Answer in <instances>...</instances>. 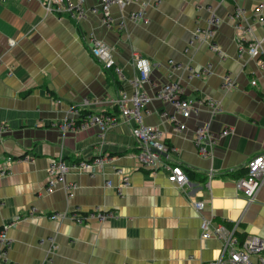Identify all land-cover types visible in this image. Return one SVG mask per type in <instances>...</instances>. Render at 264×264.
Instances as JSON below:
<instances>
[{"label":"crops","instance_id":"0c3cea01","mask_svg":"<svg viewBox=\"0 0 264 264\" xmlns=\"http://www.w3.org/2000/svg\"><path fill=\"white\" fill-rule=\"evenodd\" d=\"M96 6V0H84L85 15L77 19L46 13L40 0H0V123L7 128L0 135V163L6 156L16 159L0 178V231L9 240L4 249L0 245V262L207 264L217 258L220 242L201 237L202 217L213 225L239 220L243 233L264 237V187L248 203L234 186L247 161L264 153V73L255 58L240 54L244 34L234 15L244 12L243 24L264 51V22L255 16L264 18V0H138L112 7L109 25L99 11L90 13ZM141 9L145 24L129 18ZM212 17L217 50L198 41ZM92 37L120 67L117 81L91 56ZM132 51L150 67L141 90L153 96L159 86L178 81L183 98L195 104L188 118L176 115L185 125L181 132L160 116L175 114L169 103L154 100L144 119L169 147L164 161L191 172L182 188L169 183L166 171L139 167L136 142L123 122L104 133L95 125L61 129L76 122L72 108L84 100L90 105L83 110L91 114L117 113L113 102L121 92L132 93L138 76ZM226 77L234 85L230 90L223 87ZM203 124L216 137L211 157L200 156L194 144ZM224 130L228 134L218 138ZM99 154L110 159L100 172L70 171L47 188V169L58 155L71 165ZM195 201L205 203L200 212ZM94 209L112 216L83 224L71 218Z\"/></svg>","mask_w":264,"mask_h":264},{"label":"built area","instance_id":"2783aa9c","mask_svg":"<svg viewBox=\"0 0 264 264\" xmlns=\"http://www.w3.org/2000/svg\"><path fill=\"white\" fill-rule=\"evenodd\" d=\"M44 8V11L48 14H54L62 17L65 15L75 14L77 19H80L85 15L84 0H40ZM96 9L90 10V13L100 12L102 15L103 23L109 25L111 8L116 6L123 8L129 4H136L138 0H96ZM243 11L240 9L235 10L234 17L239 20L236 24V30L239 33L245 35L242 42L240 36L238 40V50L240 54H246L250 58H255L258 70L264 73V51L261 47V41L255 38L252 29L249 25L243 24ZM255 16L258 21L263 23L264 18L260 17L259 13ZM129 18L133 21H142L147 23L143 10H137L130 13ZM217 20L212 17L209 21L210 27L200 35L202 38H198L200 42L208 43L214 50H217L215 45L211 42L212 29L211 24H215ZM14 42H10L12 46ZM89 52L91 56L99 62L102 67L107 71H112L116 76H121V69L116 64L115 59L112 57L110 50L100 40L92 37L89 40ZM131 61L138 73L136 78H133L132 84L134 90L132 93L127 94L121 92L119 97L113 102L117 113H99L92 114L81 127L95 125L99 128L100 132L104 133L108 129L117 126L121 122L127 124L130 127L131 136L136 142L137 151L134 155L139 167L151 174H156L159 171H166L167 180L169 183L182 188L189 183L187 176L185 175L182 167L178 164L167 163L164 161V156L168 154L169 147L162 138L161 133L154 127L145 123V116L148 112V106L155 100L161 103H169L174 109L173 115L162 113L160 116L166 119L168 122L175 125L176 130L181 132L185 129V125L180 123L176 119V115L183 118H188L195 112V104L193 101L183 98V88L178 81H170L156 89L153 96L147 95L141 86L149 80L150 67L148 61L143 59L142 56L136 51L131 52ZM251 86L256 85V81L250 82ZM233 82L229 77L224 80V89L230 90L233 88ZM208 103H212L208 100ZM90 103L84 100L79 108H72L73 113L79 116V111L87 108ZM210 112L214 115L216 108L214 105L210 108ZM77 127L72 121H67L61 129L67 130ZM7 128L0 123V135L5 133ZM228 131H222L219 133L218 138L225 137ZM216 137L210 132L208 124L198 126L194 132V144L200 156L211 157L215 147ZM27 159V157H25ZM13 159L12 156H6L0 163V178L4 177L9 170V167ZM109 157L106 155H96L89 159L72 162L71 165H67L61 155H58L51 161L48 166V177L46 180L47 188H51L57 181H61L66 173L70 171L85 172L93 175L107 164ZM208 179L213 176L212 171H209ZM128 184V176H122V185ZM106 186H110V182H106ZM234 186L236 191L241 193L248 203L252 202L257 192L264 187V153L254 155L251 157L245 166L244 175L237 177L234 180ZM65 191L69 189L68 186H64ZM205 206L203 201H195L193 207L196 211L200 212ZM76 212V211H75ZM32 210H30V213ZM112 215L110 213H103L98 209L89 211L88 213L71 215L72 220L76 223L83 224L90 220H96L99 223L105 222ZM56 216H54L55 218ZM200 231L203 239L215 238L220 242L219 254L216 259L208 262L207 264H264V238L254 235L246 234L240 230V221L232 223L227 226L222 223L212 224L209 219H200ZM243 233V234H241ZM0 245L1 249H4L9 245V240L6 237L4 231H0ZM3 253L0 252V260L2 261ZM0 264H3L0 262ZM8 264V263H7Z\"/></svg>","mask_w":264,"mask_h":264},{"label":"trees","instance_id":"16d2710c","mask_svg":"<svg viewBox=\"0 0 264 264\" xmlns=\"http://www.w3.org/2000/svg\"><path fill=\"white\" fill-rule=\"evenodd\" d=\"M110 73L112 72V71H109ZM113 76L115 77L116 75L115 74H113ZM116 78V81L118 80L117 79V77H115ZM92 114L90 113V112H88V111H86V110H80L79 111V116H78V119L76 120V122H75V125L76 126H81L84 122H86L87 120H88V118L91 116ZM24 157V156H23ZM13 159H15V157H13ZM181 166V165H180ZM182 167V166H181ZM182 169H183V171H184V173H185V175L187 176V178H189V177H191V172L189 171V169H186V168H183L182 167ZM244 173H245V167H243V169L237 174V177H240V176H242V175H244ZM236 177V178H237Z\"/></svg>","mask_w":264,"mask_h":264},{"label":"rangeland","instance_id":"374dc122","mask_svg":"<svg viewBox=\"0 0 264 264\" xmlns=\"http://www.w3.org/2000/svg\"><path fill=\"white\" fill-rule=\"evenodd\" d=\"M262 220H263L262 223H261L262 226L260 228L264 230V216H263V219ZM260 237H262V236H260ZM262 238H264V237H262Z\"/></svg>","mask_w":264,"mask_h":264}]
</instances>
